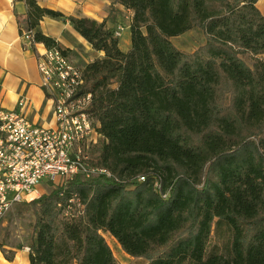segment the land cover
I'll return each instance as SVG.
<instances>
[{
    "label": "trees",
    "instance_id": "16d2710c",
    "mask_svg": "<svg viewBox=\"0 0 264 264\" xmlns=\"http://www.w3.org/2000/svg\"><path fill=\"white\" fill-rule=\"evenodd\" d=\"M257 1L113 0L111 12L116 4L132 10L128 50L109 16H66L104 51L85 65L84 87L104 137L94 162L112 176L69 177L28 202L35 213L30 264H117L105 232L147 264H264V13ZM26 2L35 40L67 52L37 29L45 15L65 14ZM195 27L205 41L192 51L177 47L172 37ZM140 174L145 179L134 180ZM225 227V251L209 250Z\"/></svg>",
    "mask_w": 264,
    "mask_h": 264
},
{
    "label": "built area",
    "instance_id": "2783aa9c",
    "mask_svg": "<svg viewBox=\"0 0 264 264\" xmlns=\"http://www.w3.org/2000/svg\"><path fill=\"white\" fill-rule=\"evenodd\" d=\"M121 28L115 30L116 35ZM21 36L26 46L39 43L32 28H23ZM36 57L41 87L53 105V122L33 121L25 113L29 99L24 95L17 108L0 104V220L15 204L35 197L44 180L112 176L109 168L97 166L91 155L103 135L90 112L93 92L84 87V67L58 45L43 43Z\"/></svg>",
    "mask_w": 264,
    "mask_h": 264
},
{
    "label": "crops",
    "instance_id": "0c3cea01",
    "mask_svg": "<svg viewBox=\"0 0 264 264\" xmlns=\"http://www.w3.org/2000/svg\"><path fill=\"white\" fill-rule=\"evenodd\" d=\"M37 1L65 14L59 17L45 15L37 29L54 37L75 58V50L85 48L90 53L86 63L102 57L104 51L92 47L66 16L85 15L99 21L109 16L107 24L114 30L119 25L130 26L132 18V10L121 4H116V9L111 12L113 0ZM257 5L264 13V0H258ZM26 18V0H0V104L7 109L17 108L18 99L24 95L29 99L25 113L33 121L50 124L53 122V105L41 87L36 57L37 49H43V42L31 47L24 44L21 28L27 27ZM38 191L37 188L35 193ZM28 247L27 242L0 239V264H30Z\"/></svg>",
    "mask_w": 264,
    "mask_h": 264
},
{
    "label": "rangeland",
    "instance_id": "374dc122",
    "mask_svg": "<svg viewBox=\"0 0 264 264\" xmlns=\"http://www.w3.org/2000/svg\"><path fill=\"white\" fill-rule=\"evenodd\" d=\"M119 29V26L117 27ZM116 30V29H115ZM121 48L123 50L129 49L130 39H131V29L130 26L124 25L121 28V33L119 35ZM205 35L204 32L199 29L198 27H195L193 29H190L189 31L173 36L172 40L182 50L185 51H192L195 48L199 47L200 44H202L205 41ZM80 47V46H79ZM72 61L79 66L85 67L87 64V60L89 59V51H86L85 48H79L75 50L76 57L69 51H67ZM110 86L115 87L117 86V81L114 80L111 82ZM226 104H229L228 101L225 102ZM54 114V111L53 113ZM104 137H101L100 143L103 141ZM99 143V144H100ZM98 144V145H99ZM96 145V147L98 146ZM95 147V148H96ZM95 148L92 150L91 155L94 158L96 157V151ZM96 159V158H95ZM100 175V174H98ZM94 175V176H98ZM141 174L136 176L134 180L141 181ZM61 182H51L44 180L40 184H38L37 188L39 189L38 193L33 194V196L38 197L42 193H47L49 190L52 189L54 185H59ZM157 183L156 185H158ZM159 188V187H158ZM165 195V194H164ZM33 197V198H35ZM33 198L30 200L21 201L17 204H15L0 220V239L1 240H14L19 242H29V237L31 233L32 223L35 220V213L34 209L28 202H30ZM78 206H82L79 205ZM105 237L110 244L113 254L116 258L117 264H147L148 259L143 256H133L130 255L128 252H126L121 244L118 242V240L110 233L105 232ZM230 237V230L225 227L223 228L222 232H220L218 235H214L211 239V243L209 245V250H224L225 251V243L228 241V238Z\"/></svg>",
    "mask_w": 264,
    "mask_h": 264
},
{
    "label": "bare ground",
    "instance_id": "6f19581e",
    "mask_svg": "<svg viewBox=\"0 0 264 264\" xmlns=\"http://www.w3.org/2000/svg\"><path fill=\"white\" fill-rule=\"evenodd\" d=\"M97 165V164H96ZM98 166V165H97ZM110 172V171H109Z\"/></svg>",
    "mask_w": 264,
    "mask_h": 264
}]
</instances>
